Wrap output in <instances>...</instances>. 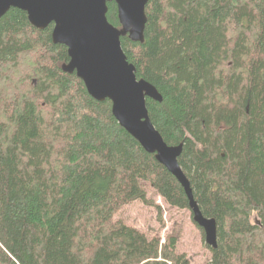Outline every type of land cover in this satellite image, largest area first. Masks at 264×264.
<instances>
[{
	"label": "trees",
	"instance_id": "trees-1",
	"mask_svg": "<svg viewBox=\"0 0 264 264\" xmlns=\"http://www.w3.org/2000/svg\"><path fill=\"white\" fill-rule=\"evenodd\" d=\"M146 16L145 43L122 48L163 97L147 99L151 121L183 144L194 199L217 223L210 264H264V0H149ZM52 32L19 9L0 21V264H190L174 240L117 219L155 206L144 184L172 208L189 200L112 103L63 72Z\"/></svg>",
	"mask_w": 264,
	"mask_h": 264
},
{
	"label": "water",
	"instance_id": "water-1",
	"mask_svg": "<svg viewBox=\"0 0 264 264\" xmlns=\"http://www.w3.org/2000/svg\"><path fill=\"white\" fill-rule=\"evenodd\" d=\"M113 2L120 28L107 18L108 5ZM148 3L149 0H0V21L11 9H19L36 29L43 31L53 26V43L68 49L69 62L63 65V72L76 74L94 100L112 103L119 125L143 150L155 155L182 186L194 221L205 232L207 245L217 249V223L202 214L179 164L183 144L169 146L151 121L147 99L161 103L163 97L153 85L137 78L136 68L122 48L123 38L145 43Z\"/></svg>",
	"mask_w": 264,
	"mask_h": 264
},
{
	"label": "rangeland",
	"instance_id": "rangeland-1",
	"mask_svg": "<svg viewBox=\"0 0 264 264\" xmlns=\"http://www.w3.org/2000/svg\"><path fill=\"white\" fill-rule=\"evenodd\" d=\"M143 186L155 206L135 202L126 207L117 219L148 237L160 236L163 243L174 240L178 253L186 255L190 264H210L212 253L206 243L205 232L195 223L192 211L168 206L150 186ZM256 222L258 218L254 216L253 223Z\"/></svg>",
	"mask_w": 264,
	"mask_h": 264
}]
</instances>
